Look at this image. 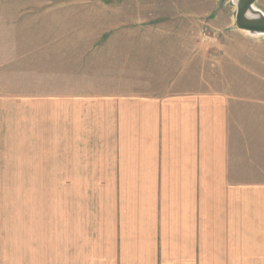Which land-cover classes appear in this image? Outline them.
<instances>
[{
	"label": "rangeland",
	"instance_id": "1",
	"mask_svg": "<svg viewBox=\"0 0 264 264\" xmlns=\"http://www.w3.org/2000/svg\"><path fill=\"white\" fill-rule=\"evenodd\" d=\"M235 15L234 0H0V264H264L256 171L243 191L178 184L140 145L139 98L168 86H240L264 119V35Z\"/></svg>",
	"mask_w": 264,
	"mask_h": 264
},
{
	"label": "crops",
	"instance_id": "2",
	"mask_svg": "<svg viewBox=\"0 0 264 264\" xmlns=\"http://www.w3.org/2000/svg\"><path fill=\"white\" fill-rule=\"evenodd\" d=\"M166 89L170 91L141 96L138 102V119L149 127L141 129L144 141L140 145H145V149L147 144L155 146L147 155L149 161L162 170L175 171L172 178L178 184L220 185L243 191V170L250 167L257 174L253 180H264V144L259 148L253 144L254 134L264 131V123L259 125V120L264 119L248 118L253 117L255 106L244 115V99L237 94L242 90L240 86L200 81L188 88ZM250 101L256 100L245 99L247 104ZM258 152L261 160L256 158ZM187 170H193V178ZM179 171L185 175H179ZM227 195L232 197L229 193L224 198Z\"/></svg>",
	"mask_w": 264,
	"mask_h": 264
},
{
	"label": "water",
	"instance_id": "3",
	"mask_svg": "<svg viewBox=\"0 0 264 264\" xmlns=\"http://www.w3.org/2000/svg\"><path fill=\"white\" fill-rule=\"evenodd\" d=\"M257 0H237L235 24L251 35H264V12L256 8Z\"/></svg>",
	"mask_w": 264,
	"mask_h": 264
},
{
	"label": "bare ground",
	"instance_id": "4",
	"mask_svg": "<svg viewBox=\"0 0 264 264\" xmlns=\"http://www.w3.org/2000/svg\"><path fill=\"white\" fill-rule=\"evenodd\" d=\"M234 1H235V3H236L237 0H234Z\"/></svg>",
	"mask_w": 264,
	"mask_h": 264
},
{
	"label": "built area",
	"instance_id": "5",
	"mask_svg": "<svg viewBox=\"0 0 264 264\" xmlns=\"http://www.w3.org/2000/svg\"><path fill=\"white\" fill-rule=\"evenodd\" d=\"M205 36H206V34H205Z\"/></svg>",
	"mask_w": 264,
	"mask_h": 264
}]
</instances>
